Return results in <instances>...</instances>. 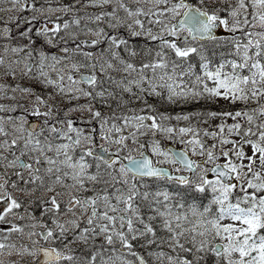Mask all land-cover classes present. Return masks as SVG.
<instances>
[{
    "label": "snow or ice",
    "instance_id": "1",
    "mask_svg": "<svg viewBox=\"0 0 264 264\" xmlns=\"http://www.w3.org/2000/svg\"><path fill=\"white\" fill-rule=\"evenodd\" d=\"M0 264H264V0H0Z\"/></svg>",
    "mask_w": 264,
    "mask_h": 264
},
{
    "label": "flooded vegetation",
    "instance_id": "2",
    "mask_svg": "<svg viewBox=\"0 0 264 264\" xmlns=\"http://www.w3.org/2000/svg\"><path fill=\"white\" fill-rule=\"evenodd\" d=\"M34 87L36 88L37 91H40V88L38 89V87L36 85H34Z\"/></svg>",
    "mask_w": 264,
    "mask_h": 264
},
{
    "label": "trees",
    "instance_id": "3",
    "mask_svg": "<svg viewBox=\"0 0 264 264\" xmlns=\"http://www.w3.org/2000/svg\"><path fill=\"white\" fill-rule=\"evenodd\" d=\"M197 107H199V105L197 106ZM180 109H176V111H179Z\"/></svg>",
    "mask_w": 264,
    "mask_h": 264
},
{
    "label": "rangeland",
    "instance_id": "4",
    "mask_svg": "<svg viewBox=\"0 0 264 264\" xmlns=\"http://www.w3.org/2000/svg\"><path fill=\"white\" fill-rule=\"evenodd\" d=\"M38 87V89L40 88L38 85H36Z\"/></svg>",
    "mask_w": 264,
    "mask_h": 264
}]
</instances>
